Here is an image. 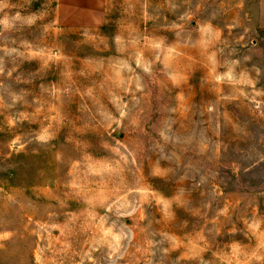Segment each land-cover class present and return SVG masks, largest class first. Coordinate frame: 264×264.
<instances>
[{"label": "rangeland", "instance_id": "rangeland-1", "mask_svg": "<svg viewBox=\"0 0 264 264\" xmlns=\"http://www.w3.org/2000/svg\"><path fill=\"white\" fill-rule=\"evenodd\" d=\"M0 264H264V0H0Z\"/></svg>", "mask_w": 264, "mask_h": 264}, {"label": "water", "instance_id": "water-1", "mask_svg": "<svg viewBox=\"0 0 264 264\" xmlns=\"http://www.w3.org/2000/svg\"><path fill=\"white\" fill-rule=\"evenodd\" d=\"M120 135H123V133L121 132Z\"/></svg>", "mask_w": 264, "mask_h": 264}]
</instances>
